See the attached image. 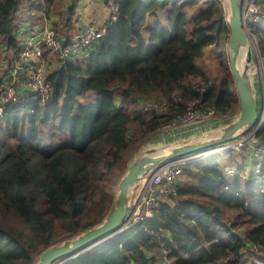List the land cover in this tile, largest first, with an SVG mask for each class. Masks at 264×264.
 Instances as JSON below:
<instances>
[{"label": "trees", "instance_id": "16d2710c", "mask_svg": "<svg viewBox=\"0 0 264 264\" xmlns=\"http://www.w3.org/2000/svg\"><path fill=\"white\" fill-rule=\"evenodd\" d=\"M113 1L116 18L84 56L58 57L59 65L49 69L47 100L32 99L28 90L22 99L18 94L15 102H1L0 264H31L47 246L100 222L110 205L109 182L129 147L177 119L190 103L216 113L238 110L232 78L210 81L196 63L207 44L223 51L220 40L229 28L217 1ZM199 1L205 6L188 18L186 10ZM17 5L0 0V47L12 51L9 57L0 49V59L11 66L19 51ZM158 8L167 24L157 19L147 25L146 14ZM261 24L250 29L264 57ZM1 84L0 74V93ZM150 99H166L167 111L144 115L139 105ZM257 138L264 140V123ZM232 150H224L227 160ZM220 154L190 160L175 191L143 223L63 264H161L163 249L173 264H237L244 248L264 251V194L257 193L255 178L264 177V157L252 163L257 173L245 177L244 153L233 169Z\"/></svg>", "mask_w": 264, "mask_h": 264}, {"label": "built area", "instance_id": "2783aa9c", "mask_svg": "<svg viewBox=\"0 0 264 264\" xmlns=\"http://www.w3.org/2000/svg\"><path fill=\"white\" fill-rule=\"evenodd\" d=\"M111 8L113 11L111 19L114 20L117 14V5L113 1L111 2ZM242 21L246 31L251 35L249 31L251 25L264 22V3L261 2V0H243ZM105 28V26L95 27L93 24H88L75 38L63 41L57 36L54 29L48 26H43L39 40L22 47L20 54L23 63H17L9 67L8 80L3 90L5 100L15 102L19 99L16 83L18 81V72L23 67H27L28 69L27 85L32 99L38 102H43L49 98L52 91L51 81L46 78L41 66L37 64V61L42 54L40 43L51 52H54L61 59H74L77 55L82 54L88 45L101 37L105 32ZM250 37L252 53L254 54L253 62L255 61V69L257 70L263 96L262 114L259 122L253 126V129L250 132H246L247 134H243L240 140L230 144L226 148L235 149L242 145L245 146V148L250 146L254 148L256 156L264 157V140H246L248 136L255 134L259 124L263 120L262 118L264 117V58L259 56L257 41L253 40L252 36ZM31 60L33 63L31 65L27 64ZM176 98H178V96L173 97L174 100H176ZM142 110L145 115L162 112L161 104L155 100L143 102ZM1 111L2 108L0 113ZM213 116H215V111L213 109L193 108L190 103L186 112L179 115L177 119L172 118L170 120L171 123L167 127H171L175 124H185L199 119H207ZM189 161V158L167 161L150 168L139 176L137 181L129 189L127 214L121 230L136 223H143L152 209L158 205L160 200L167 194L175 191L174 181ZM252 247L257 251L255 245ZM160 254L161 264H173L172 260L166 256V250L163 249Z\"/></svg>", "mask_w": 264, "mask_h": 264}, {"label": "water", "instance_id": "95a60500", "mask_svg": "<svg viewBox=\"0 0 264 264\" xmlns=\"http://www.w3.org/2000/svg\"><path fill=\"white\" fill-rule=\"evenodd\" d=\"M228 4L227 40L228 68L232 74L235 91L239 99L237 116L212 134L193 138L176 144L149 147L136 155L127 165L116 184L113 201L102 220L86 227L73 236L64 238L44 248L32 264H63L85 250L117 234L125 220L129 202V189L140 175L154 166L167 161L192 158L226 148L240 140L246 128L259 122L261 110L257 109L249 64L252 61L250 37L242 21L243 0H226ZM241 49H245L239 63ZM245 128V129H244Z\"/></svg>", "mask_w": 264, "mask_h": 264}, {"label": "crops", "instance_id": "0c3cea01", "mask_svg": "<svg viewBox=\"0 0 264 264\" xmlns=\"http://www.w3.org/2000/svg\"><path fill=\"white\" fill-rule=\"evenodd\" d=\"M113 1V0H112ZM111 0H18L17 5V15H16V26L14 28V36L19 43V51L16 58L11 62L13 64H22L23 60L20 51L24 45L32 44L36 42L41 37V30L43 26L53 27L56 31L57 36L63 40L68 41L75 38L83 28L88 24H93L95 27L107 26V23L112 21L111 15L113 13L111 8ZM264 3V0H261ZM114 2V1H113ZM158 8L152 10L146 14V24H151L155 20L161 21L163 24L166 23V17L164 15V9ZM201 9V8H200ZM199 9V10H200ZM198 10V11H199ZM191 17V16H190ZM189 18V17H188ZM264 27V24H261ZM40 45H42L40 43ZM0 49H6L8 56H12V51L10 47L2 46ZM42 48L41 59H47L48 68H53L58 66L59 58L56 62L53 55L50 52ZM211 49H202L201 55H206L207 51ZM217 50V49H216ZM200 55V56H201ZM84 54H79L74 59H80ZM199 56V57H200ZM59 57V56H58ZM1 62V61H0ZM228 62V59H227ZM7 63L6 60L2 62V67L4 66V72L1 71V89L4 90L5 84L8 80V70L11 65ZM226 62H222V67L225 66ZM26 68L22 69L20 72V77L16 83V89L20 96V99L27 96L28 85L25 83ZM205 74V73H204ZM206 75V74H205ZM232 75V74H231ZM22 76V77H21ZM207 76V75H206ZM27 78V76H26ZM208 78V76H207ZM211 78V77H210ZM20 79V80H19ZM209 79V78H208ZM210 81H214L209 79ZM233 81V77H232ZM234 82V81H233ZM254 96L256 100L257 109L261 110L263 106L262 102V92L258 77L253 79ZM239 108V105H238ZM227 117V116H226ZM225 119L221 116H213L202 121H193L188 124H175L162 131H156L153 133L154 137H149V139L154 138V142H170L178 141L182 142L184 138H191L204 133L205 131H213L221 128L225 124ZM190 140V139H188ZM187 141V140H184ZM154 145H160L158 143ZM227 149V148H225ZM249 158L245 157L243 164L244 169L252 166V163L256 162L252 160L251 164L247 163ZM248 164V165H247ZM227 168H232V166L226 165ZM234 171V170H233ZM234 174V173H233ZM231 174L229 177L233 175ZM177 180V177L175 181ZM174 181V182H175ZM176 183V182H175Z\"/></svg>", "mask_w": 264, "mask_h": 264}, {"label": "rangeland", "instance_id": "374dc122", "mask_svg": "<svg viewBox=\"0 0 264 264\" xmlns=\"http://www.w3.org/2000/svg\"><path fill=\"white\" fill-rule=\"evenodd\" d=\"M215 1H217L223 7V17H224V20L225 21H228L229 14H228V4H227L226 0H215ZM204 6H205V3L199 1L198 3H196V4H194V5L190 6V7H188V9L186 10V13H187L188 17H190V16L194 15L195 13H197V11L200 8H203ZM52 29H54V28L52 27ZM249 31L251 33V35H249V37L252 36L253 37V40H256L257 41V47L259 49V56H262V54L260 53V46H259V42H258V36L256 34H254L251 29H249ZM228 36H229V31L227 33V37H222V39L220 40V44H221L220 45L221 46L220 48L223 49L222 52L219 53V51L216 50L219 47H217L215 43H210V44H207L206 46H204L202 49H211V50L210 51H207V54L206 55L203 54L199 58H197V60H196V63L201 67V69H203V71L208 76V78L211 79V80H214V82H218V81L224 79V77H226V76L229 77V78L230 77L232 78V75H231L230 70L228 68V62H227V59H228V52H227V40H228ZM50 53H51V55H53L54 59H56V62H57L58 56L54 52H50ZM253 58H254V54L252 53V61L249 64V73H250V75L252 77V83H253V79L256 76L258 77L257 70L255 69V61L253 62ZM0 61H1L0 62V73H1V71L4 72V70H3L4 69V66L2 67V62L4 61V59L1 58ZM224 61L226 62V64H225V66L222 67V62H224ZM32 63L33 62L31 60L27 64H30L31 65ZM48 63L49 62H47V59H43V58L41 59V57L37 61V64H39L41 66V68H42L45 76H46V74L48 73V71L50 69V68L47 67V64ZM30 65H28V66H30ZM25 68H26V76L28 77V73H27L28 69H27V67H25ZM22 69H24V67ZM22 69L18 72V78L20 77V72L22 71ZM26 76H24V77H25V83L27 84V78H26ZM197 78H198L199 81H204V80H202L203 77H201V76H198ZM196 89L197 90H200V91L203 90V88H196ZM253 90H254V88H253ZM262 98H263V96H262ZM4 99H5L4 98V93L2 92V93H0V110L2 108L1 102L2 101H5ZM149 101H154V100L153 99H150ZM158 101L161 104L162 112L167 111V109H168L167 100L165 99V100L162 101V100L158 99ZM262 102H263V99H262ZM235 107H237V105H235L234 108ZM138 109H141V111L143 112V110H142V103L139 105V108ZM230 110L231 109H228L226 112H223V113H216L215 112V116H221L224 119H226L225 118L226 116L231 115V114H228L227 113ZM235 112L236 113H234V115H231V117L228 119L229 121H231L232 119H234L237 116V114L239 112V108H238V110L236 109ZM143 114L145 115L144 112H143ZM151 114H153V113H150L149 115H151ZM146 116H148V115H146ZM262 119L263 120L259 124V127L257 128L255 134L254 135L252 134L253 137H252V135H250V136H248L246 138V140H251L252 139V141H255V140L262 141L259 138H257L258 130H259L260 126L264 123V117ZM202 120H205V119H199V121H202ZM195 121H198V120H195ZM228 122H225V123H228ZM170 123H171V121L168 122V123H165L159 129L157 128L156 130L151 131L141 141H136L135 146L129 147V149L127 150V152H126V154H125V156L123 158L122 165L119 164V167H117L115 169V172L113 174V181L109 182V193L111 194L110 203L113 201V198L115 196V193H116V184H117L120 176L125 171V169H126L127 165L129 164V162L136 155H138L140 152H142V150H144L146 148H149V147L151 148V147L156 146V145H154L156 143H158L160 145L180 143L178 141H173V142L170 141V142H166V143L156 142V141L154 142V138H153V140L152 139H149V137H154L153 133H155L156 131H162V129L168 128L167 126H169ZM189 123H191V122H189ZM257 123H255L254 125H256ZM181 124H183V123H181ZM185 124H188V123H185ZM254 125L251 124L249 127H247L246 130H245V132L243 134H245L246 132H250L253 129V126ZM217 130L205 131L204 133H201L198 136L191 137V138H188L187 137V138H184L182 140L184 141V140H188V139L203 137V136H205V135H207L209 133L212 134V133H214ZM224 150H226V149H223L222 151H220L221 152L220 155L223 156V158L221 159V161L225 160L224 161L225 164L226 165H229V166H232V167L233 166L234 167L236 166V163L237 162H236L235 158L236 159L240 158V155H244L245 154L244 157L246 156L247 158H249V160H247V163L248 164H251L252 163V160L255 161L257 158H262V157L256 156L255 155V152H254V148H252L250 146H247V148H245V146H243V145L242 146H238L237 148H235V150H232L231 151V153H230L231 156H230V159L229 160H227L228 157H229L228 156V153L224 152ZM240 151H242V152H240ZM252 155L253 156H256V157L254 158ZM189 159L192 160V158H189ZM241 161L243 162L244 160H241ZM257 161L260 162V160H257ZM258 170H259V168H256V167H252L251 168V167H249V168H246V169L241 170L240 171V173H241L240 175H243L245 177H247L248 175H250V173L252 175H255ZM256 176H255V178H256L257 193L264 194V177L263 178H259V177H256ZM243 229H244V226H241L240 230L238 231V233L240 235L243 234ZM232 230L235 231L236 229L233 228ZM76 232L77 231H75L74 233H76ZM62 237H60V238H62ZM249 251H250V253H249ZM249 251H248V248H246V249L244 248L243 249V254H241V257H240L241 260L237 264H257V263L261 264V258L264 255V251H257V252H255V249L253 247H250L249 248ZM38 255L39 254H37V255L34 256V260H33L32 263H34L37 260Z\"/></svg>", "mask_w": 264, "mask_h": 264}, {"label": "bare ground", "instance_id": "6f19581e", "mask_svg": "<svg viewBox=\"0 0 264 264\" xmlns=\"http://www.w3.org/2000/svg\"><path fill=\"white\" fill-rule=\"evenodd\" d=\"M264 23V22H263ZM244 53H245V49H241V52H240V55H239V63L241 64L242 63V60H243V57H244ZM224 148H218L216 150H214L213 152L211 153H215V152H220L222 151ZM209 153V154H211ZM209 154H205V155H200V156H195V157H192V160H197V159H201Z\"/></svg>", "mask_w": 264, "mask_h": 264}]
</instances>
